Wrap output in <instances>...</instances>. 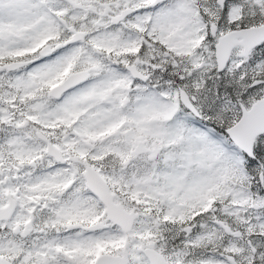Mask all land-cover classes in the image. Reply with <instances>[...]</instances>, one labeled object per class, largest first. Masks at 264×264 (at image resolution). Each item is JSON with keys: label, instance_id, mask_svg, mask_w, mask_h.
I'll return each mask as SVG.
<instances>
[{"label": "snow or ice", "instance_id": "1", "mask_svg": "<svg viewBox=\"0 0 264 264\" xmlns=\"http://www.w3.org/2000/svg\"><path fill=\"white\" fill-rule=\"evenodd\" d=\"M0 264H264V0H0Z\"/></svg>", "mask_w": 264, "mask_h": 264}]
</instances>
